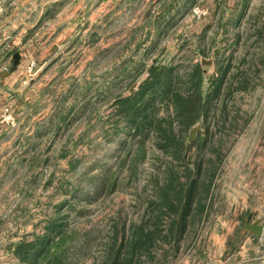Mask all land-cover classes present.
I'll use <instances>...</instances> for the list:
<instances>
[{"label":"rangeland","instance_id":"374dc122","mask_svg":"<svg viewBox=\"0 0 264 264\" xmlns=\"http://www.w3.org/2000/svg\"><path fill=\"white\" fill-rule=\"evenodd\" d=\"M61 10L37 33L48 41L32 43L30 72L0 94V264H41L17 251L43 240L58 264H112L131 256L138 226L152 239L132 264H238L244 220L264 224V0H66ZM196 92L189 124L172 98ZM136 93L131 123L116 100ZM198 163L214 175L206 209L170 232L167 175L184 182Z\"/></svg>","mask_w":264,"mask_h":264},{"label":"trees","instance_id":"16d2710c","mask_svg":"<svg viewBox=\"0 0 264 264\" xmlns=\"http://www.w3.org/2000/svg\"><path fill=\"white\" fill-rule=\"evenodd\" d=\"M166 73L169 74V71L167 70ZM196 75H197V70L195 69L193 76ZM175 82L178 85V80ZM165 86H167V84H163L160 87V90L163 89L162 91L163 94L168 95L170 94V92L174 91L172 89L170 91V89ZM215 90L214 92L217 94L218 89ZM138 99H139V95L137 93L118 98L116 100L117 108H118L117 114H121V115L124 114L125 115L124 117L128 118V120H130L131 123L138 120L140 118L139 115L141 112V108L137 107L138 103H136ZM172 102L174 103V106L176 108V114H178V116L180 117H182L183 115L188 116V118L185 119L186 122L189 124L192 123L191 120L196 119L202 107V97L200 92H196L195 94H192L189 97L187 96L182 97L178 94H175L174 97L172 98ZM189 113L190 114L193 113V116L189 115ZM199 166L200 163L196 164L195 167L192 169L195 172L193 176H190V172L186 173L185 181L181 183L177 182L178 180L176 174L171 173L170 175H167V178L163 185V189L161 190V204L166 205L167 207L164 214L177 212L176 219H172L171 221V225L169 227L170 232L176 233L182 230L185 223L184 219L186 218V215L189 214L192 208L194 209V214L195 216H197V218H200L201 213L203 212V210L206 209V204H207L206 200H208V197L210 195V191H211L210 188L212 185L214 175L213 172L210 171L211 169L206 168V170L201 171V167ZM105 177L106 176H103V178ZM98 188H103V186L100 185L98 186ZM98 188H94V189L97 191ZM192 205L194 207H192ZM151 239L152 236H150V231L145 232L142 229V227L138 226V240L137 241L135 240V242L132 243V246L130 248L131 256L126 257L124 260L114 258L112 264H132V258L133 255L135 254V250L139 251V249L143 246L148 247ZM34 246L35 245L32 244H26L25 247L18 250L17 253L20 256H22L23 259H29V258L40 259L41 264H45V262H47L48 264L59 263L57 259H53V260L47 259V252L49 249L47 240L41 241L38 248L32 249L28 254L29 252L28 249L33 248ZM45 250L46 253H44Z\"/></svg>","mask_w":264,"mask_h":264},{"label":"crops","instance_id":"0c3cea01","mask_svg":"<svg viewBox=\"0 0 264 264\" xmlns=\"http://www.w3.org/2000/svg\"><path fill=\"white\" fill-rule=\"evenodd\" d=\"M64 1L66 0H0V94L12 91L14 81L26 73V66L34 57L32 51H35V46L32 43L38 45V48L46 45L47 35L44 33L41 40L36 35L41 29H46L47 18L62 16ZM8 51L13 54L18 52L19 62L13 70L6 73L5 70L12 66V59L7 56ZM39 63L40 61L35 67ZM262 225L261 235L247 233L242 236L238 247L240 249L236 252L242 254L239 255L238 264H257L255 256L259 250L264 249V224Z\"/></svg>","mask_w":264,"mask_h":264},{"label":"water","instance_id":"95a60500","mask_svg":"<svg viewBox=\"0 0 264 264\" xmlns=\"http://www.w3.org/2000/svg\"><path fill=\"white\" fill-rule=\"evenodd\" d=\"M18 62H19V53L15 52L12 55V66L9 70L7 71L5 70V72L8 73V71L13 70L15 66L18 64ZM198 128H199V125L192 127L190 129L189 137H188L189 140L194 136V133L198 130ZM242 229L247 230L248 232L259 236L262 233L263 225L260 223L259 219H254L253 221H250V222L248 220H244Z\"/></svg>","mask_w":264,"mask_h":264},{"label":"built area","instance_id":"2783aa9c","mask_svg":"<svg viewBox=\"0 0 264 264\" xmlns=\"http://www.w3.org/2000/svg\"><path fill=\"white\" fill-rule=\"evenodd\" d=\"M31 68H32V63H30V65L27 66L26 71L30 72ZM258 264H264V259L260 260Z\"/></svg>","mask_w":264,"mask_h":264}]
</instances>
